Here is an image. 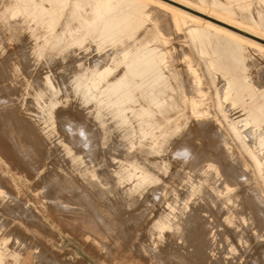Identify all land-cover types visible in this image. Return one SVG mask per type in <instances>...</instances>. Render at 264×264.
Instances as JSON below:
<instances>
[{
	"label": "rangeland",
	"instance_id": "obj_1",
	"mask_svg": "<svg viewBox=\"0 0 264 264\" xmlns=\"http://www.w3.org/2000/svg\"><path fill=\"white\" fill-rule=\"evenodd\" d=\"M183 1H189L187 3L208 15L231 19L240 26L264 35V0ZM4 7L5 1L0 0V13ZM151 7H155L154 4ZM155 9L158 13L148 9L151 16L145 20V26L137 37L151 38L155 33H162L167 47L175 50L170 60V82L172 88L174 86L170 93L174 95V100H181L183 94L187 97L197 95L204 104L203 108L209 111V116L200 122L192 120L190 141L195 147L197 145V152L205 160L215 159L205 164L212 162L218 170L230 166L240 173L243 163L249 167L247 176L250 182L247 187L241 173H238V181L245 187L239 189L241 195L235 198V202H225V205L222 202L191 203L195 216H199L192 225L218 232L222 250H226L229 244L227 237L230 238L237 249L233 255L238 256L242 248L237 235L245 227L243 216L248 215L255 199L264 209L261 203L264 202V178L243 143L241 131L247 134L250 127H245L243 121L237 123L246 119L248 111L242 103L232 104L222 96L227 84L235 81L251 86V95L245 99L247 105L253 102L256 105L264 104V50L231 36L245 43L244 47L238 46L226 33L217 30L205 45L203 36L210 29L207 21L226 28L229 26L210 16L185 9L199 18L191 20L189 16L185 17L187 23L177 28L170 11L167 13L168 10ZM229 29L264 44L263 40L250 34L233 27ZM19 36L18 39L10 34L0 37V188L7 193V198L0 201V246L7 241L6 248H0L3 254L1 264H14L16 256L22 261L28 260L29 264H176L173 259L162 256V252L172 242L176 245L178 228L165 231L161 237L151 229L158 215L168 208L167 203L178 204L175 202L176 194L182 195L184 192V188L178 185L179 179L167 187L171 202H165V194L161 192L162 178L166 177L163 170L158 172L160 190L155 189L156 185H149L137 191L124 192L116 174L122 164L137 161L147 169L149 160H159L162 166V153L146 154L144 147L139 145V136L127 135L137 129V119L131 116L132 124L122 126L119 120L113 118L110 109L100 110L95 101H88L82 90L75 86L88 69L109 63L98 59L102 54L97 46L99 34H93L85 43L86 47L61 54L57 50L44 49L35 42L29 30L20 32ZM41 49H44L42 55L39 53ZM122 69L120 67L117 73ZM192 71L198 74L200 84L196 83ZM47 76L55 88L47 85ZM197 89L202 93L198 94ZM50 100L55 105L52 106ZM43 107L47 110L45 113ZM71 125L78 127L75 129ZM94 130H97V134L91 133ZM94 135L98 138H93ZM217 136H222L228 142L230 152ZM133 142L135 147L131 146ZM184 153L182 150L177 151L175 157H184ZM72 155L79 156L104 183H108V186L95 187L93 182L88 181L87 186L95 190L100 202L109 203L112 197L110 189L114 187L117 196L113 202L118 208L115 209V215L111 214V219L119 223L112 229L105 224L98 228L92 222L68 220L67 216L58 212L54 201L44 197L47 196L44 188L51 174L61 172V168L76 172L87 167L74 163ZM36 170H40L41 174L37 175ZM218 170L210 171L215 173ZM130 186L132 184L127 185ZM243 193L251 197L244 199ZM177 210L182 212L178 206ZM214 211L217 213L213 214ZM186 216L184 219L189 221L190 215ZM34 221L47 225L53 234ZM97 240L104 242L103 248ZM37 245L40 248L36 249Z\"/></svg>",
	"mask_w": 264,
	"mask_h": 264
},
{
	"label": "bare ground",
	"instance_id": "obj_2",
	"mask_svg": "<svg viewBox=\"0 0 264 264\" xmlns=\"http://www.w3.org/2000/svg\"><path fill=\"white\" fill-rule=\"evenodd\" d=\"M4 1L5 7L0 13V37L10 34V36L18 39L20 32L29 30L36 43L42 45L44 49L57 50L61 54V52H70L77 48L86 47L85 43L89 38L93 34H99L100 42L97 46L102 54L98 59H101V61L106 60L109 63L97 66L92 70L88 69L86 75L75 83V86L78 90H82L84 98L88 101H95L100 110L110 109L113 118L119 120L122 126H130L132 124L131 116L137 119V129L127 135L139 136V145L144 147L146 154L159 155L162 153V166H160L161 161L159 160H149L147 169L144 168L142 163L137 161H128L122 164V168L116 171L121 187H123L124 192L137 191L149 185H156L155 189L160 190L161 187L158 185L161 178L158 172L163 170L166 177L162 178L161 192L165 194V202H171L170 199L172 198H169L166 191L167 187L176 179H179L178 185L184 188L182 195L178 192L176 194L175 202H178V204L167 203L168 208L166 207L162 214L158 215L152 225L151 230L155 231L158 237L163 236V233L167 230H172L174 227L178 228L176 245L172 242L170 247L162 252V256L165 255L167 259H173L176 264H264V209L255 201L256 199L254 200L255 203L251 204L248 215L243 216L245 227L237 235L242 248V250L239 248L241 252L238 256L233 255L237 252V249L230 238L227 237L229 244L226 250H222L219 247L221 239H219L218 232L216 233V231L211 229H202V227L197 228V226L192 225L199 216H195L191 203L201 201L222 202L225 205V202H235V198L241 195L239 189L244 186L243 183L247 187L250 182L247 176L249 167L245 163L242 164L243 169L240 167L241 177L244 178H240L244 180L241 183L238 181L239 172H236L230 166L218 170V167L212 162L205 164L206 161H214L215 159L209 158V160H205V157L203 158V155L197 152V145L195 147L190 141V133L193 130L192 120L197 119L200 122V120L209 116V111L203 108L204 104L197 95L187 97L186 94H183L181 100H174V95L170 93V90L174 88V86L172 88L170 82V74L172 73L170 60H172L175 50L172 47H167L166 42L161 37L162 33H155L151 38L137 37L139 31L145 26V20L151 16L148 9L154 13L157 12L155 11L156 7L168 10L167 13L170 11L171 13L169 14H172L171 18H173L177 28H180L181 24L187 23L188 19L186 18V20L185 17L189 16L190 19L198 20V16L185 10L189 9L207 17L210 16L229 27L263 41L264 35L240 26L231 19L208 15L201 9L187 3L189 1L183 0ZM152 4L155 7L152 8ZM206 24L210 29L203 36L206 39L205 45L208 44V41L215 33L214 31L217 30L226 33L229 39L235 41L238 46L244 47L245 43L238 41L242 40L249 42L261 51L264 50V44L234 32L229 27L226 28L211 21H207ZM192 32L197 33V31L193 30ZM130 41L133 42L129 44ZM44 49L40 50L39 53L41 55L44 53ZM120 67H123V69L117 73ZM192 72L196 83L200 84L198 74L196 71ZM46 78L47 85L52 89L55 88L49 77L47 76ZM197 93L201 94L202 91L197 89ZM250 95L251 86L233 81L225 87L222 98L231 101L232 104L240 102L248 111L246 119L239 120L237 123L243 121L245 127H250V131L247 134L241 131L243 143L255 160L260 175L264 178V104L256 105V102H253L251 105H247L245 99ZM49 103L52 106L55 105L52 100ZM46 111L43 107V113ZM96 131L94 130V133H91L97 134L95 133ZM70 136H72L71 132ZM94 137L98 138L96 135ZM216 138L219 141L221 140V144L223 147L225 146L228 152L231 151L228 142L222 139V136H217ZM218 145L216 144V146ZM131 146L135 147L136 144L133 142ZM181 150L186 152L184 153L185 156L175 157V152ZM212 153L210 155H213ZM216 154L218 155V153ZM72 160L74 163L77 162L87 167L76 172L61 168V172L51 174L44 188V192L47 194L44 197L52 202L54 201L58 212L67 216L68 220L77 223L92 222L98 228L101 227V224H105V226L112 229L119 223L117 221L113 222L111 219V214L115 215V209L118 208L116 203L113 202V199L117 196L114 187L110 189L112 197L109 199V203L100 202L97 199L95 190L87 186L88 181L89 183L90 181L93 182L95 187L108 186V183H104L95 170L90 169L79 156L72 155ZM212 169H217L218 171L214 173L210 171ZM39 171L36 170L37 175L41 174ZM130 184L132 186L127 187ZM246 193L242 194L244 199L251 197L248 196L250 194ZM0 198H2L0 201H4L7 198L6 191L1 188ZM261 203L264 205V202ZM177 206L179 211L182 209V212H178ZM200 208L202 209V207ZM209 211L211 210L209 209ZM212 213L215 214L217 212L214 211ZM185 216H189V221H186V218L184 219ZM216 218H218L217 215ZM217 221L219 220L217 219ZM187 222H189L188 225ZM34 223L53 234V230L49 229L47 225L36 221ZM233 240H236V238H233ZM97 242L102 248L105 245L104 242L99 240ZM6 246L7 241L3 242L0 248L4 249ZM35 247L36 249L40 248L38 245ZM2 262L3 254L0 251V264ZM14 264H29V261H22L19 256H16Z\"/></svg>",
	"mask_w": 264,
	"mask_h": 264
}]
</instances>
